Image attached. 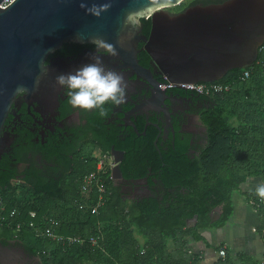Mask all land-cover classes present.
<instances>
[{
	"label": "trees",
	"instance_id": "16d2710c",
	"mask_svg": "<svg viewBox=\"0 0 264 264\" xmlns=\"http://www.w3.org/2000/svg\"><path fill=\"white\" fill-rule=\"evenodd\" d=\"M192 1L196 0L180 5ZM142 22L149 34L150 18ZM144 56L148 59L146 53ZM206 83L220 84L223 90L208 94L188 90L204 104L200 114L208 144L199 154L189 151L186 138L178 139L162 155L154 145L155 128L147 130L145 139L131 131L122 142L117 125L108 124L96 111L91 125L95 137L79 145L81 150L68 147L62 155L57 141H52L44 167L32 162L34 168L26 167L25 176H21L18 164H27L30 148L22 131L12 153L15 159L0 161L5 216L0 223V241L15 240L39 256L42 264H203L199 254L188 251L187 239L201 238V230L225 224L235 211L237 192L260 213L259 230L264 240V199L246 190L250 178L264 183V46L254 64L231 69L221 80ZM112 107L105 105L107 115ZM139 126L143 128L142 123ZM113 144L127 151L122 163L126 177L139 178L153 168L158 182L149 196L125 198L109 165L98 168L99 153L114 158ZM91 174L94 177L89 179ZM100 184L104 192H100ZM216 209L220 216L214 221ZM13 210L16 213L11 215ZM33 211L37 213L35 228L29 225ZM195 216L197 221L189 225L188 220ZM47 227L64 239L37 234V229L45 231ZM216 264H264V259L242 254L237 262L227 256Z\"/></svg>",
	"mask_w": 264,
	"mask_h": 264
},
{
	"label": "water",
	"instance_id": "95a60500",
	"mask_svg": "<svg viewBox=\"0 0 264 264\" xmlns=\"http://www.w3.org/2000/svg\"><path fill=\"white\" fill-rule=\"evenodd\" d=\"M0 0V155L5 151L3 128L10 108L17 101L18 86L36 90L46 84L42 76L48 56L64 42L91 43L99 37L112 43L126 66L150 79L151 69L139 62V44L150 55L153 66L159 67L168 81L176 87L187 82H214L221 80L231 69L254 64L264 46V0H224L209 8L189 9L172 15L168 8L185 0H110L111 7L100 17L86 13L80 7L82 0H15L2 6ZM88 6L109 0H83ZM159 9V10H158ZM129 10H141L151 20L149 36L142 29L123 27ZM122 38V43L117 41ZM96 52V51H95ZM108 57H112L108 55ZM157 90L160 82H153ZM59 86L56 83L55 88ZM162 91V90H161ZM56 100L53 92L47 100ZM133 124V123H132ZM115 150V147H113ZM112 177L123 176L120 159ZM261 180V179H260ZM197 216L188 220L196 222ZM0 248L9 256H16L28 264L26 253L12 245L0 242ZM15 252V253H14ZM22 254V255H21ZM20 255V256H19Z\"/></svg>",
	"mask_w": 264,
	"mask_h": 264
},
{
	"label": "flooded vegetation",
	"instance_id": "af4514ba",
	"mask_svg": "<svg viewBox=\"0 0 264 264\" xmlns=\"http://www.w3.org/2000/svg\"><path fill=\"white\" fill-rule=\"evenodd\" d=\"M219 3L221 2L196 0L168 10L172 15H178L189 9L209 8ZM140 28L142 33L149 36L150 33L144 32L143 22H141ZM144 45L143 41L140 42L141 50L138 58L142 65L151 69L150 79L140 75L132 66L125 67V62L120 58L108 57V54L102 53L104 65L122 73L128 84L125 102L119 106L113 105L111 114L103 118L107 120L108 124L117 125L122 142H125L128 136L132 134L131 131L135 132L140 139H145L148 137L147 130L155 128L157 136L154 145L159 153L162 154L174 147L178 139L186 138L189 139L191 145L189 151L196 154L201 153L208 144L207 127L200 114L204 104L200 99L193 98V95L185 87L164 86L171 82L166 79L159 67L153 66L150 55L143 49ZM95 51V46L92 43L80 44L67 41L48 56L45 63L52 66L56 64V68L49 69L46 84L43 87H37L31 93L27 92L23 96H19L10 108L3 128V142L6 147L0 155V161L8 158L15 159L12 153L15 151V142L22 131L26 132L30 148L27 149V164H18L21 176H25L26 167L34 168L32 162H39L40 167H44V164L48 162L47 147L52 141H57L58 149L64 155V150L68 147L74 146L77 150H81L82 147L78 148L79 145L95 137L91 125L96 110L86 111L72 107L68 103L63 88L60 85L55 88L57 75L74 72L83 64L92 63L90 56L95 54ZM144 53L148 59L145 58ZM162 79H166V81ZM153 82H160L159 87L162 91L157 90ZM173 87L178 88V90L174 91ZM52 92L54 97L56 96V100L55 98L52 101L47 100V95ZM108 105L111 106L112 104L109 102L106 106ZM139 123L143 124L142 129ZM113 147H115L114 144L111 147V154L114 156L112 151L117 153L122 171V163L127 158V151L116 147L114 150ZM96 151L95 149L94 152ZM164 164L166 163L164 162ZM51 165L55 166V164ZM122 174L123 176L113 177V180L115 185L120 187L121 194L130 200L149 196L153 191L152 188L156 186L154 182H158L156 173L151 166L149 172L139 178H128L123 171ZM190 223L195 224V222ZM5 243L7 245L11 243L9 245L16 248V251H20L22 248L29 261L38 257L27 252L15 240ZM10 256L8 252L0 248V264L21 263L18 261L21 258L17 259L16 256ZM32 262L36 264L34 260Z\"/></svg>",
	"mask_w": 264,
	"mask_h": 264
},
{
	"label": "clouds",
	"instance_id": "9594fccd",
	"mask_svg": "<svg viewBox=\"0 0 264 264\" xmlns=\"http://www.w3.org/2000/svg\"><path fill=\"white\" fill-rule=\"evenodd\" d=\"M8 2L11 6L15 3V0H8ZM154 2L163 4L164 0H154ZM80 7L85 9L86 13L100 17L103 12L110 9L111 2L109 0V2L92 3L91 6H88L82 0ZM148 18L149 16L141 10H129L125 14L123 27L138 30L142 20ZM117 42L122 43V38ZM91 43L96 49V53L90 56L93 62L83 64L74 72L57 75L56 83L66 92L68 103L72 107L86 111L96 110L99 116L105 117L108 114L105 108L107 103L110 102L119 106L125 102L128 84L122 73L105 66L102 61V53L117 56L116 47L99 37L92 38ZM48 72L49 68L44 64L42 76H46ZM41 78V76H38L35 81L37 87ZM27 92V88L18 86L15 90V96H23ZM255 194L264 199V183L257 185Z\"/></svg>",
	"mask_w": 264,
	"mask_h": 264
},
{
	"label": "crops",
	"instance_id": "0c3cea01",
	"mask_svg": "<svg viewBox=\"0 0 264 264\" xmlns=\"http://www.w3.org/2000/svg\"><path fill=\"white\" fill-rule=\"evenodd\" d=\"M261 183L263 181L258 178H250L246 190L253 192ZM234 203L235 211L225 224L201 230L199 232L201 238L188 237V251L199 254L203 264H216L227 256L237 262L239 255L242 254L258 261L264 259V240L259 230L260 213L248 203L245 195L240 192L235 194ZM212 216L214 221L218 220L220 209H216ZM220 245H223L227 250L225 257L219 254L218 247ZM33 260L36 264H42L39 256L36 259H31L28 264H33Z\"/></svg>",
	"mask_w": 264,
	"mask_h": 264
},
{
	"label": "built area",
	"instance_id": "2783aa9c",
	"mask_svg": "<svg viewBox=\"0 0 264 264\" xmlns=\"http://www.w3.org/2000/svg\"><path fill=\"white\" fill-rule=\"evenodd\" d=\"M8 4H9L8 0H3L2 3H1L2 6H7ZM246 74L248 75L249 72H246ZM168 85L169 86H174V84H172V83L166 84L164 86H168ZM182 86L185 87L188 90L196 91V92H199V93H207V94L208 93H212V92H221L223 90V86L220 85V84H208L206 82H187V83H183ZM99 157H100V161L98 162V168L102 169L104 167V165L107 163L109 165V167L112 169V167L114 166V161H115V159L113 157H111L109 155H103L102 156V155H100V153H99ZM93 177H94V175L91 174L89 176V179H92ZM99 188H100V192H104L105 187L102 184L99 185ZM99 205H100V202L92 208V212L93 213L98 211ZM3 210H4V200H3V197L0 194V223L5 220V216L2 214ZM15 213H16V211L13 210L11 212V215H14ZM31 217L33 219L30 221L29 225L31 227L35 228L36 224H35L34 219L37 217V213L35 211H33L31 213ZM51 221H52V224L56 223L55 219H51ZM17 227L19 229L21 227V224H18ZM36 231H37V234H45L46 236L55 238L57 240H63L64 239L62 236L56 235L51 227H47L45 229V231H41L39 229H37ZM67 240H69V241H74V240L77 241V238L68 237ZM92 241L95 243V239L94 238H92ZM219 254L222 257L226 256V254H227L226 253V249L225 248H221L219 250Z\"/></svg>",
	"mask_w": 264,
	"mask_h": 264
},
{
	"label": "bare ground",
	"instance_id": "6f19581e",
	"mask_svg": "<svg viewBox=\"0 0 264 264\" xmlns=\"http://www.w3.org/2000/svg\"><path fill=\"white\" fill-rule=\"evenodd\" d=\"M2 3V2H1ZM115 165H116V161H114V166L112 167V169L115 167Z\"/></svg>",
	"mask_w": 264,
	"mask_h": 264
},
{
	"label": "rangeland",
	"instance_id": "374dc122",
	"mask_svg": "<svg viewBox=\"0 0 264 264\" xmlns=\"http://www.w3.org/2000/svg\"><path fill=\"white\" fill-rule=\"evenodd\" d=\"M186 1H188V0H185V1H183V2H186ZM172 8V7H171ZM169 9V8H168ZM113 170V169H112Z\"/></svg>",
	"mask_w": 264,
	"mask_h": 264
}]
</instances>
